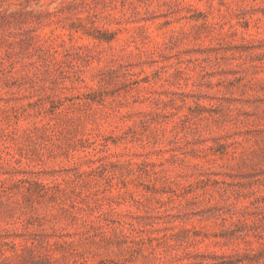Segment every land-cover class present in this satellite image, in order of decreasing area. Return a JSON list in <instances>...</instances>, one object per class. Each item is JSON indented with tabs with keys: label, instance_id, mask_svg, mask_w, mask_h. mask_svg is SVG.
<instances>
[{
	"label": "rangeland",
	"instance_id": "1",
	"mask_svg": "<svg viewBox=\"0 0 264 264\" xmlns=\"http://www.w3.org/2000/svg\"><path fill=\"white\" fill-rule=\"evenodd\" d=\"M0 264H264V0H0Z\"/></svg>",
	"mask_w": 264,
	"mask_h": 264
}]
</instances>
